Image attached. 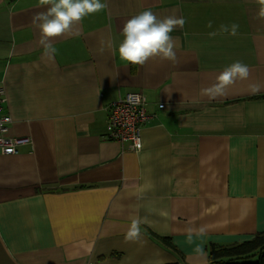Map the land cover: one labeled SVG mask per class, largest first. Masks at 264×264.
<instances>
[{"label":"crops","instance_id":"crops-1","mask_svg":"<svg viewBox=\"0 0 264 264\" xmlns=\"http://www.w3.org/2000/svg\"><path fill=\"white\" fill-rule=\"evenodd\" d=\"M102 2L78 34L50 38L49 60L32 23L47 6L0 0L3 112L28 138L0 153V264H196L209 243L264 231V0ZM144 10L185 19L174 62L119 58L124 23ZM235 61L249 77L210 98ZM129 91L149 115L139 151L104 136Z\"/></svg>","mask_w":264,"mask_h":264},{"label":"clouds","instance_id":"clouds-1","mask_svg":"<svg viewBox=\"0 0 264 264\" xmlns=\"http://www.w3.org/2000/svg\"><path fill=\"white\" fill-rule=\"evenodd\" d=\"M39 3L41 6H47L46 11L37 13L32 23L41 32L39 43L43 47V55L49 60L54 59L57 52L50 38L78 34L75 26L84 17L100 12L106 7L102 0H39ZM185 22L183 17L174 15L158 18L151 10L133 15L122 28L123 41L118 46L119 58L128 64L140 66L155 58L174 62L177 41L170 34L177 27L183 28ZM237 28L238 25L233 24L231 34L235 35ZM224 30L228 29L225 27ZM249 75V66L241 61H235L227 66L217 77V82L204 92L210 98L223 96L230 85L237 80L247 79ZM254 91H259V87L254 88ZM136 147H140V144L137 143ZM142 222L141 219L132 220L126 239H139Z\"/></svg>","mask_w":264,"mask_h":264},{"label":"built area","instance_id":"built-area-1","mask_svg":"<svg viewBox=\"0 0 264 264\" xmlns=\"http://www.w3.org/2000/svg\"><path fill=\"white\" fill-rule=\"evenodd\" d=\"M5 95L0 88V153H17L18 147L28 142L27 137H17L10 134L11 116L3 112ZM163 107V103L159 104ZM145 101L140 91H129L113 101L108 109V119L105 127V139L127 144L132 150L139 151L142 146L141 127L148 120ZM137 143L140 147H136Z\"/></svg>","mask_w":264,"mask_h":264},{"label":"trees","instance_id":"trees-1","mask_svg":"<svg viewBox=\"0 0 264 264\" xmlns=\"http://www.w3.org/2000/svg\"><path fill=\"white\" fill-rule=\"evenodd\" d=\"M160 239L176 250L169 238L160 237ZM206 252V264H264V231L229 245L209 243Z\"/></svg>","mask_w":264,"mask_h":264},{"label":"rangeland","instance_id":"rangeland-1","mask_svg":"<svg viewBox=\"0 0 264 264\" xmlns=\"http://www.w3.org/2000/svg\"><path fill=\"white\" fill-rule=\"evenodd\" d=\"M206 262H207V260H206V258H205V260H204L203 262H201V263H196V264H206Z\"/></svg>","mask_w":264,"mask_h":264}]
</instances>
